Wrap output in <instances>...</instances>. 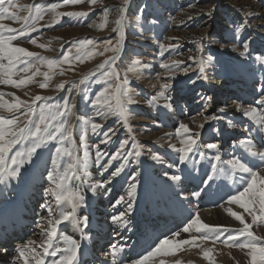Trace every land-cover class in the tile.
I'll return each mask as SVG.
<instances>
[{"label": "rangeland", "instance_id": "rangeland-1", "mask_svg": "<svg viewBox=\"0 0 264 264\" xmlns=\"http://www.w3.org/2000/svg\"><path fill=\"white\" fill-rule=\"evenodd\" d=\"M25 1L26 0H14V2L21 7L39 4L45 9V12L43 13V19L36 25L37 31L32 32L27 37H21L13 43L28 51L38 53L40 56L47 59L59 60L64 54H68L70 56V61L53 68L52 80L48 82L49 86L47 88L41 89L39 87V83L44 82L43 76L40 75L35 77L34 81L27 87L14 89L22 92L23 96L21 100L29 102L35 95L51 97L52 99L48 102L54 105L62 104L66 97L70 98L72 105L70 123L76 118V121L72 124V130L75 124L76 128L75 131L73 130L74 132L72 133L70 145L68 142H65L64 147H69L73 156L77 158L76 176L69 182V187L71 191L74 189L75 191L73 192H78L85 197L84 203L76 208V210H79V212L75 213L78 218L85 217V213L88 212V210L94 209L97 203V197L100 194H102L100 197L104 196L103 192H97L99 191L98 189H96L95 192L90 190L93 186L91 182L87 181L83 184L85 180H88L89 176L91 179L94 177V171H98L97 169L94 171L88 169L89 160L98 150L100 152L102 150H108L109 152L110 149H113L112 152L115 153L119 148L120 142L128 140L124 154L133 152V155L129 156L127 161H125L123 155H121V159L116 163V166L119 167L123 164L125 169L126 167H132L131 165H134L133 172L137 173L138 171L145 172L148 170V161L150 167L160 168V164L153 165L152 160L144 154V151H147V149H144V146L147 147L148 144L150 145V143L154 141L156 136L161 135V128L173 131L176 137L175 141L180 144V140L175 132L176 125L180 120H175L174 116L172 119L177 123L173 127L168 125L167 120L164 125L147 122L149 124V129H146L145 132H150L147 137H143V133L139 132L141 128L139 125L140 121L138 122L132 117V110L141 104V99L143 97L150 101L148 102L152 107L151 109H154L155 105L160 103L161 99L155 100L153 98L161 91V85L166 82V77L173 75L174 79L170 81L172 87L168 90L167 94L175 97L180 105L183 106L185 104V107L187 105L192 111L190 115L193 117L197 118V114H203V116H201L203 119L201 118V121H198L199 123H197V126L204 122L205 117L213 115L225 117L223 120H211L208 124H205L201 141L198 142L199 151L190 154V159L193 161H197L198 159L201 161L197 169V163L185 165V167H192L193 171H191L193 173L203 170V174L198 175L201 176L198 182H200V184L202 183L203 190L207 185L205 189V202L209 207L196 209L194 208L195 205L194 207L191 206L192 208H190L189 211H192V215L189 214L190 216L181 217L179 220L182 221L179 225L184 226V223L189 221V217H193V213H195L193 212L194 209L195 211H201V209L205 211H215V209H218L220 206L222 208L232 207L236 212L239 211L238 213H243V209H240L237 205H228L226 203L224 204V202L229 195L234 194L237 190H241L244 184H246V174L232 172L226 164L221 166L222 171L214 174L211 163L212 157L216 153L213 150L207 149L204 145L207 143H217L223 160L238 158L252 167L261 166V162L250 157L245 150L241 148L240 140L249 138L257 146L258 150H264V132H260L254 122L244 117L243 111H237V108L240 107L242 110L256 108L258 112L264 113V104L257 103L261 96L259 90L261 87H264V65L258 64L255 59L257 55L264 56V0H128L125 6L126 12L124 14L123 24L125 35H123V30L122 32L113 31V28L116 27L114 21L117 18L118 9L123 5V0H99L98 3L91 6L87 3V0L77 5H63L56 9V13L84 12L87 13V15L82 17L61 16L56 18L55 23L53 22L55 14L48 11L47 6L52 3L63 4V0H31L28 3ZM105 9H108V18L107 23L101 30L98 28V25L103 22ZM34 12L35 9H33V13ZM18 15L25 16L28 15V12L20 11ZM4 22L15 23L7 19L2 21L3 24H5ZM16 24L19 25V23ZM8 27L20 28V26L13 27L11 25ZM238 28L240 29L239 33H237ZM124 36L126 37L125 44L128 45V47H126V52L123 53L124 51H122L124 57H121V55L119 57V53L117 54L113 51H105L106 47L111 49L115 47L118 42L121 51ZM33 38L37 40L38 44H44L47 47L42 49L28 43V40ZM83 40H92L94 43L81 48L80 41ZM245 42L248 43L249 48L248 52L242 56L240 53L243 51V43ZM161 44H164L167 48L163 56L160 55ZM169 45H175V47H168ZM78 48L80 49L79 52H77ZM89 52L93 54L89 55ZM101 52L104 54L100 55L99 53ZM116 55H118V59H116L115 64L112 66L113 70L119 75L121 81L127 77L131 94L138 101V103L129 106L128 123L126 124L116 116H109L107 119L97 116L95 110L89 103V101L94 99L95 95L102 89L108 87L109 84L114 85L116 83L115 76L110 77L108 83H95L94 81L96 79H103L100 75L99 77L89 76V79L84 81L83 84H81L80 81H78V83L76 82L81 75L85 73L89 74L97 70V66L105 59ZM77 56H80L81 59H75ZM195 56H199L203 60H208L209 57L212 58L204 72L207 79L199 78L201 75L199 67L196 63L188 59L189 57ZM134 60L140 61L141 64V67H139L135 73L128 71ZM172 61H180L181 63L176 66L172 64ZM33 62L37 63L41 73L48 71L45 64H40L39 61L36 60H33ZM161 63H168L170 67L174 69V72H169L168 69H162L160 67ZM184 68H188L187 74L182 71ZM98 74L99 72L97 75ZM24 75L26 74H20V76ZM19 78L20 77H14V79ZM62 82H65V87L57 90L56 85ZM73 83H75L77 87L69 91ZM222 93H226V99L218 102V99L221 97L215 99V96ZM154 94H156V96ZM10 96L9 94H4V99ZM230 96L238 100L233 101V99H229ZM85 97L88 99H85ZM202 97L203 99H201ZM12 101L13 100H11V102ZM40 103L42 102H37L36 105L37 113ZM169 103H171L173 107L177 104L173 101ZM161 105L163 106V104ZM0 110L2 112L0 116H4L5 118L13 116V113L6 112L3 109ZM22 113L23 110H21L20 113H15V115L20 117L21 121L24 119ZM147 113L148 111L138 115L137 118H144V120H147ZM92 117L95 119V122L103 125L101 131L112 129V133H110L111 139L107 144L101 143V137L93 134L91 129L83 123L86 118ZM35 118L36 117H34V119ZM189 119L190 118H186L185 120L181 119L183 120L181 123H188L193 133L200 131L197 126L196 128L192 126ZM228 121H231L233 126L230 127ZM213 129H219V135H217V132ZM130 130L136 131L134 133L135 136L132 135ZM90 134L92 137L97 136V141L92 140V143L97 146L92 153L89 151L91 147L88 142ZM166 134L168 135L169 133ZM154 135L155 137H153ZM81 137L84 138L83 145H81ZM143 138L145 139V143L143 142ZM170 138L172 137L162 140H165V145L167 139L170 140ZM156 140L159 141L160 138ZM141 143H143V145ZM161 143H158L157 146ZM179 144L173 145L176 147L181 146ZM57 146H60L58 141L48 142L44 147L38 150L37 154L33 157L32 163L25 165L17 179L9 178L11 183H13V180L15 181L13 186L14 189L22 185L30 174H33V169L39 166L41 160L45 162L48 159V155L52 158ZM19 147L20 145L17 146V148ZM15 150L16 149H13V151ZM136 150H139L142 154L139 158L134 155ZM168 150L171 151L173 149L168 148ZM199 152H203L204 156L201 157ZM113 153H111V155ZM173 153L177 154L176 151ZM111 155L105 159H103L102 155L100 159L101 166L110 160ZM58 159L61 170L70 162V157L67 154ZM171 159H174V163L178 161L172 156L163 158L164 163H166L165 161L170 162ZM116 160H112V162ZM48 161V165L45 166L42 171L44 175H47V172L52 169V167H49L50 165L52 166L51 160L48 159ZM132 161L138 162L134 163ZM139 162H141V164L135 165ZM163 169L166 168L163 167ZM166 172L169 173V169L168 171L166 170ZM86 173H88V175ZM124 173L125 172L120 173L119 176H123ZM130 174H132V172ZM150 174L153 173L150 172ZM24 175H26V177H23ZM209 176L213 178L209 180ZM143 177V174L140 173L139 178L137 177L139 182L136 181L137 179L133 181L130 177L126 178V182H134L136 188H138ZM3 183L5 184L7 182L4 181L0 184ZM155 183L156 181L153 180L152 177H147L144 181V184H146L144 187V194H140L139 190H136L135 195L138 196L140 203L144 204L145 201L146 204L147 200L157 193V189L151 188ZM48 184L49 183H44V187H48ZM157 185L163 186L160 182H157ZM146 188H148L147 192L145 191ZM224 190H227L229 193L225 194L222 201H218L215 196L219 197L224 195V193H222ZM184 194L187 193L184 192ZM184 194L182 193V195ZM141 197L144 198L142 199ZM196 198L198 199V197ZM214 199L217 201H215L216 204H212V200ZM86 201L89 203L86 204ZM92 203L94 206H91ZM61 207L64 210H70L67 205L62 204ZM202 212L204 211L198 212V214ZM244 215L247 222L251 223V217L247 218V214ZM47 217L48 216L44 217L43 229L47 227ZM232 220L239 224L235 219L232 218ZM90 221L92 222L93 219H90L88 216V223ZM70 224L75 225L76 228L70 227V229H63L65 225ZM240 227L242 226L239 224L235 227L224 225L222 228L235 231ZM82 228L83 225L78 226L74 221L61 223L58 226V235H60L59 239L61 240L55 245L59 247L65 246V238L79 241L82 235L80 232ZM258 228H260V231H263L264 223L257 222V224L253 225L251 228L254 234L264 237L263 233L260 234L259 231H257ZM190 235L197 234L194 232L192 234L185 233L184 237L180 236L177 240L188 239ZM212 235L214 236V234ZM227 235L228 232H224L220 240L215 243H213L212 240L197 241L200 244V248L185 245L182 249H177L174 255H158L150 264L156 262H158L157 264H161V261L165 264V260L179 256L180 253H178V251L180 250H182L185 255L189 254V257L193 255L191 258H194L193 261L189 260V263L186 261L181 264H209V261L203 258L201 249H211L210 256L212 264H220V260L222 258L224 259L226 252L229 251L239 252L237 254H239L242 260L239 262L236 261L237 264H248V257L246 255L247 250L228 247L223 243ZM41 238H44V235H42ZM243 239L244 238L241 237V240L235 243H239ZM232 243L231 241L229 242V244ZM84 247L85 243L82 244V246L80 245V251ZM220 251L221 253L223 252L222 257H219L221 255ZM118 255L120 254L118 253L117 256ZM224 263L225 262L222 261L221 264Z\"/></svg>", "mask_w": 264, "mask_h": 264}, {"label": "snow or ice", "instance_id": "snow-or-ice-1", "mask_svg": "<svg viewBox=\"0 0 264 264\" xmlns=\"http://www.w3.org/2000/svg\"><path fill=\"white\" fill-rule=\"evenodd\" d=\"M85 2V0H63V4L52 3L47 6V10L53 12L56 22L57 17L69 16V17H82L86 16L84 12H60L56 13V9L63 5H77ZM99 0H87V3L91 6L98 3ZM128 0H123V5L118 9V15L114 23L116 25L113 31L122 32L124 24V14L126 11V5ZM33 9L35 12L33 13ZM20 11H27L28 15L20 16ZM45 9L39 4L28 5L21 7L14 0H0V85H10L13 88L27 87L31 84L35 77L42 75L44 82L39 83L41 89L47 88L48 82L52 80L53 68L57 65L64 64L70 61V56L64 54L59 60L47 59L40 56L38 53L28 51L27 49L17 46L14 41H17L21 37H27L32 32L37 31V23L43 19V13ZM108 9L104 10L103 22L98 25L99 29H103L107 23ZM11 20L20 24V28H12L3 24L4 20ZM50 26V25H49ZM240 29H237L239 33ZM28 43L35 45L38 48H46L44 44H38L36 39H29ZM94 42L92 40L80 41L81 48L91 45ZM110 43V42H109ZM168 47H175V45H169ZM249 45L247 42L243 43V51L240 55H245L248 52ZM80 49H77L79 52ZM105 51H113L119 53L120 45H117L111 49L105 48ZM167 48L164 44L160 45V55L163 56ZM199 51V46H198ZM92 55V52L88 53ZM103 55L104 53H99ZM75 59L80 60L81 57L77 56ZM118 55L111 56L105 59L97 66V72L103 79H96L95 83H108L110 77L115 76L116 83L109 84L108 87L102 89L95 95L94 99L89 101L90 106L95 110V114L101 118L107 119L109 116H116L127 123L129 106L138 103V101L131 94V90L128 87V79L125 77L122 81L119 75L114 72L113 65L115 64ZM189 60L197 64L200 71V79H207L204 75L205 68L211 61V57L208 60H203L199 56L189 57ZM258 64L264 65V56L257 55L255 57ZM33 60L39 61L40 64H45L48 71L41 73L37 63ZM180 61H172L173 65L178 66ZM141 67L140 61L134 60L128 71L135 73L136 70ZM162 69H168L169 72H174V69L170 67L168 63H161ZM103 70V71H101ZM187 74L188 68L182 69ZM97 72L89 73V76L96 77ZM21 73L26 75L20 76ZM30 73V74H29ZM63 74V73H61ZM89 76H85L80 81L81 84L89 79ZM14 77H20L14 79ZM173 76L166 77V82L161 85V91L157 97L153 99H163L165 103L163 107L169 111L172 110V105L168 101L171 97L167 94L168 90L172 87L171 80ZM65 87V82L56 85V89L60 90ZM77 85L72 84V89H75ZM261 92L258 104H264V87L259 90ZM9 95H12L9 93ZM51 97L35 95L31 98V101L21 100L19 97L13 96V101L9 102L4 99V94L0 93V109L6 112L13 113V116L5 118L0 116V183L6 179H17L21 170L32 163L33 157L37 154L38 150L44 147L50 141H58L60 146L55 148V152L52 156V169L47 172V179L51 184V187L45 191V201L41 204V207L46 209L48 217L46 218L47 227L43 229L42 235H44V242L37 245L36 241L29 240L26 244L16 249L18 260L23 264H79L80 256V244L72 239L65 238V246H56L53 241L57 237L58 226L66 221H74L77 225H83L84 228L88 226V217L77 218L76 208L84 203L85 197L78 192L71 191L69 182L76 176V157L73 156L69 147H64L65 142L70 145L72 138V124L70 123V116L72 113V105L70 98H65L62 104H51ZM85 99H88L85 97ZM203 99V97L201 98ZM37 102L39 104V111L37 113ZM23 110V121L15 113H20ZM222 111V110H221ZM237 111H243V116L252 120L257 126L260 132H264V113L258 112L256 108L241 109L237 108ZM34 117H36L34 119ZM223 116H209L205 117L204 122L197 127L200 131L192 132L188 124L179 123L175 129L176 136L180 140L181 147L176 148L174 145H169L179 153L178 164L188 165L192 163H198L190 159V154L199 151V141H201L202 132L205 124H208L211 120H223ZM83 123L89 127L93 134L101 137L100 142L107 144L110 139V133L112 129H103L101 123L95 122L91 118H86ZM229 126H233L231 121H228ZM219 135V129H213ZM83 137H81V145H83ZM128 144V140L120 142L117 152L113 153L107 164L101 167L107 171L112 160H116L123 155L125 161L129 156L133 155V152L125 153V146ZM17 145H20L17 148ZM240 146L245 152L252 158H255L261 162L260 167H252L248 163L238 159L232 158L223 160L220 155L219 145L217 143H207L204 145L209 150H213L216 154L212 157L211 168L214 174L222 171V165L226 164L232 172H239L246 174V184L241 190H237L234 194L228 196L225 201L228 205H237L240 209H243V213L232 211L227 209L228 214L239 222L242 227L238 230L230 231L222 226H210L203 223L199 214L193 216L188 223L181 229L174 231L169 236L157 238L154 245L151 246L144 254L139 255L130 261V264H150L154 261L158 255H174L177 249H182L183 246L188 245L194 248H200V244L197 241H209L213 243L219 241L224 232H228L226 239L223 243L228 247H236L241 250H247L246 255L248 257V264H264V237L256 235L251 231L253 225L257 222L264 223V150H258L257 146L251 139L245 138L240 140ZM13 149H16L13 151ZM67 154L70 157V162L61 170L59 163L60 157ZM102 153L98 150L96 153L97 161L102 158ZM134 155L139 158L141 152L136 150ZM201 157L204 156L203 152H199ZM150 159L157 163L163 164L164 160L158 153H153ZM138 162V161H132ZM175 167L176 165H172ZM124 165L119 167L111 173V177L103 183L93 185L91 191L95 192L96 188H105V184H110L112 178L120 175L123 171ZM167 175V174H166ZM213 177L209 176L211 180ZM136 177L133 176L132 180L135 181ZM167 179L173 184H179L182 180V176L179 174L167 175ZM136 184L130 183L127 190V201L125 196H120L116 200V204L122 202L127 203V209L125 212L119 215H113L111 221L113 224L123 225L126 223L125 217L132 211V200L135 197ZM193 196L198 197L199 192H193ZM49 197L55 201V207L49 202ZM62 204L67 205L70 210H64ZM251 217V223H248L245 219V215ZM83 231V228L81 229ZM183 233H196L199 235H190L188 239H179ZM215 234L214 236L212 234ZM241 237L244 239L240 241ZM233 242L229 244V242ZM35 245V247H32ZM37 248L42 249V252L37 251ZM122 249H118L115 245H112V251L110 255L115 261L118 252ZM203 258L212 264L211 249H201ZM44 257H52L51 261H46ZM161 264L163 262L161 261ZM175 264H180L176 261Z\"/></svg>", "mask_w": 264, "mask_h": 264}, {"label": "bare ground", "instance_id": "bare-ground-1", "mask_svg": "<svg viewBox=\"0 0 264 264\" xmlns=\"http://www.w3.org/2000/svg\"><path fill=\"white\" fill-rule=\"evenodd\" d=\"M30 1L31 0H26L25 2L28 3ZM4 23H5V25L9 24L13 27L20 26V24L18 25L16 23H11V22H4ZM123 35H125V31H124ZM123 39H124V42L122 45V51H124L126 48V44H125L126 37L124 36ZM122 51H120L119 56L122 54ZM0 93L6 94V95L11 93L12 95L9 98L5 99L9 102H11V100H13V96L19 97L20 99H22V96H23L21 91L15 90L10 85H0ZM154 95L156 96V94H154ZM170 97H171L170 101L177 103L174 107L172 106L171 111L165 109L161 105V104L165 103V101L163 99H161V101H160L161 104L158 103L157 105H155L154 109H151L152 107L149 105L150 101L147 100L145 97H143L141 99V104L138 107H136L138 109L134 108L132 110L133 119H136L138 122L140 121V124L138 123L141 126V128L139 129V132L143 133V135H144L143 137L149 136L150 132H147V133L145 132L146 129H149V124H148L149 122L164 125L166 123V120H167L168 125H171V127H173L177 123L174 121V119L177 121L180 120L176 125V126H178V124L183 121L181 119L185 120L186 118H190L189 120L191 121L192 126L194 128H196L197 123H199L198 121H201L200 120L201 118L203 119V117H201V116H203V114H197V118L193 117L192 115H190V114H192V111L190 110V108L187 105H186V107L184 106L185 104L182 106L178 103V101L175 97H173V96H170ZM217 97H221L220 99H218V102L222 101L223 99H226V93H222L218 96H215V99ZM229 99H233V101L238 100V99L235 100V98L233 96H230ZM170 101H168V102H170ZM214 101H217V100H214ZM178 104L180 105V107ZM147 111H148L147 120H144V118H140V119L137 118L138 115H141ZM0 113H2L1 110H0ZM3 113H4V111H3ZM6 114H9V113H6ZM173 116H174V119H172ZM199 116H200V118H199ZM91 119H93L95 121V119L93 117ZM75 121H76V118L71 122V124H73V122H75ZM127 123H128V121H127ZM75 125H74L73 130H75ZM230 131H232V130H230ZM130 132L132 133V135L135 136L134 133L136 131L130 130ZM166 133H169V134L167 135ZM155 135H157V134H155ZM155 135L153 137H155ZM168 137H172V138H170V140L167 139L166 145H165V140L164 141H162V140L164 138L166 139ZM157 138H160V140L157 141L156 140ZM175 138L176 137H175V134L173 131H169L168 129L166 130V129L161 128V135L156 136L154 141H152L150 143V145L148 144L147 147L144 146V149H147V151H144V154L149 159H150L151 154L158 153L162 158H168V157L172 156L178 160L179 153L177 152V154H174L173 152H175V151L168 150V148H171V147H169V145H173V144L178 145L179 144L178 142L175 141L176 140ZM96 139H97V136L92 137V135L90 134L88 142H89V146L91 147L89 150L91 153L97 147L94 143H92V140L97 141ZM144 141H145V139L143 138V142ZM158 143H161V144L159 146H157ZM141 144L143 145V143H141ZM179 147H181V146H177L176 148H179ZM112 151H113V149H110L109 152H108V150H102L101 152L103 153V159L110 156L111 153H113ZM145 152H148V153H145ZM47 158L52 160V158L49 155L47 156ZM48 159L46 160L45 164L49 163ZM120 159L121 158H118L117 162ZM142 161H143V158H142ZM197 161H198V163L196 164V169L201 164V161L199 159ZM117 162H111V164L108 167V170L105 171L101 167L100 160L97 161L96 154H93L92 158L89 160V167H88V169L92 170V171H94L96 169L98 170V171H95V173H94L95 175H93L94 177L91 179L93 185H97L99 183H103L106 180H108L111 177V173L115 170V168H117V166H116ZM141 162L136 163L135 165L141 164ZM165 162L166 163L160 164V168H157V167H150V164L148 161V168H147L148 170L145 172L138 171L137 173L136 172L134 173L133 172V168H134L133 166L134 165H131L132 167H126L125 169L123 168L122 172H125L123 176H117L115 178H112V182L110 184H106L105 188H96L98 190L107 191L108 188L113 187L115 185V182L117 179H122V178L125 179V178H127L126 176H129L130 179H132L131 177H133V175L136 177V179H137L136 181L139 182L138 178L140 176V173H142L144 177H143L142 181H140L141 184L138 186L137 189L139 190L140 194H144L143 193L144 187L146 186V184H144V181L147 179V177L151 176L153 179L163 180L164 188L163 189L162 188L157 189V193L152 198V203L151 202L148 203V205L151 207H154L155 204L160 206L161 200L163 201L164 200L163 198H166V199L168 198V200H170V201L167 203V205H170L173 209L172 215L167 214L166 210H164L163 216H161L159 218V221L163 220L164 222H166L167 226L164 228L163 233L160 234L159 235L160 237H158V238H161L164 236H169V235H171L172 232L181 229L183 226L179 225V219L181 217L182 218L187 217L189 214L192 215V211H189V209L194 207V205H195L194 208H196V209L202 208V207H206V208L209 207V206H207V204L205 202V198H206L205 189H206L207 185H206L205 189L203 190L202 183L200 184V182H198V179H201V176H198V175L203 174V170L197 171V173H193L192 167H185V165H179L178 161H177V163H174V159H171L170 162H168V161H165ZM107 163L108 162H105L104 164H107ZM152 164L153 165H155V164L159 165L155 162H153ZM172 165H176V166L173 167ZM163 167H165L166 169H163ZM168 169L170 171L169 173L166 172V170L168 171ZM131 172H132V174H130ZM150 172H152L153 174H150ZM166 174L167 175L179 174L182 176V180L179 184H173L170 180L167 179ZM23 177H26V175H24ZM5 181L7 183L0 184V202H1V197H5V195L8 194L10 188H12L14 186V183H11L10 179H6ZM125 182H126V179H125ZM24 188L25 187L22 186L18 190L16 197L14 199H12L9 203H5L3 206L0 203V226H1V229L4 230V231L0 230V264H23L22 261L18 260L16 249H11L10 246L7 245L6 242H4V239H2V237L6 236V235L11 236L12 234H15V235H17L18 239L20 240L21 246L26 244V242H28L29 240L36 241V244H39L40 240H41V234H40V231H38V230L40 229L39 226H41L43 219H39V216H30L28 214L29 211L24 210V208L22 207V198H23ZM151 188H153V186H151ZM167 190H169V191H167ZM199 190H202V191H199ZM145 191L147 192L148 188H146ZM193 191H195V192L197 191L200 193V195L198 196V199L196 198V196L192 195ZM184 192H186L187 194H184ZM182 193L184 195H182ZM222 193H224V195H221L219 197L215 196L218 201H222L225 194H228L229 192H227V190L226 191L224 190V192H222ZM165 194H167V195L162 196ZM153 199H155V204L153 203ZM215 201H216V199L212 200V204L215 203ZM144 203H145V201H144ZM191 203H192V205H191ZM224 204H225V202H224ZM229 208L232 211H235L234 208H232V207H223L222 208L220 206L218 207V209H215V211L214 210L205 211V210L201 209V211H204V212L199 214V218L203 223H206L210 226H222V227H224V225L225 226H233V227L238 226L239 224L235 223L234 220H232V217L228 214L227 209H229ZM93 211H96L97 214H98V212H100L98 209H94ZM201 211H199V210L195 211V209H194L193 212H195V213H193L194 214L193 216H195L198 212H201ZM104 213H105V211H104ZM93 217L94 218L96 217L95 212L93 214ZM247 218H249V217H247ZM190 219L191 218L189 217V220ZM103 221L104 220H99L98 222H96L94 220L92 242L88 243V248L86 251L80 253L79 260H83L82 262H80L81 264L83 262L85 264H130V261L132 259L137 258L138 255L144 254L151 246L154 245L153 241L147 242L139 250L138 254H135L133 252L131 254L129 252H124L127 249L136 248V247L141 246L142 240L139 238L138 234L136 233L135 228L127 227L125 229H120V230H117L115 232L111 231L109 233H106L105 231H107V229L109 227V222L105 223ZM11 222H14V223H17L20 225L21 230L19 233H17V234L15 233L16 228L13 226L14 223L11 224ZM187 223H188V221L184 223V226ZM34 224L36 225L35 227H33ZM170 224H172V227H175L174 230L171 228ZM25 225H28V227H24ZM29 227H32V228L30 229ZM257 231H259L260 234L261 233L264 234V230L260 231V228H258ZM2 232L4 234H2ZM181 234H182L181 237H184L185 233L181 232ZM188 234H192V233H188ZM197 235H199V234H197ZM178 238H180V237H177L176 239H178ZM73 239H74V237H73ZM102 240L109 241L112 245H115L118 249H122V253H124V255L123 256L120 255V256L116 257L115 261H113L110 253H108L107 251H105V253L102 252V254L101 253L100 254L93 253L92 251H93L94 245L99 244V242ZM12 245H14V244H11V246ZM33 246H35V245H33ZM147 247H149V248H147ZM89 249H92L91 252L89 251ZM178 253H180V255L177 256L176 258L165 260L164 261L165 264H173L176 261H179L181 264V263H185L186 261L188 262L189 260H192V261L194 260V258H191L193 255L191 257H189V254L185 255L182 250L178 251ZM220 253H221V251H220ZM237 253H239V252H235V251L226 252L225 258L224 259L222 258L220 260L221 263L223 261V262H225L224 264H237L236 261L239 262L240 260H242L241 257L239 256V254H237ZM193 254H195V253H193ZM222 254H223V252L221 253V255L218 254V255H220L219 257H222L223 256ZM100 257H103V258L101 259ZM155 261H158V260H155ZM218 261H219V259H218ZM157 263L158 262L152 263V264H157Z\"/></svg>", "mask_w": 264, "mask_h": 264}]
</instances>
